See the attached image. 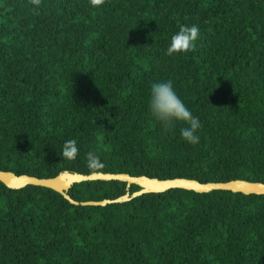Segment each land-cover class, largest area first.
<instances>
[{"label": "trees", "instance_id": "trees-1", "mask_svg": "<svg viewBox=\"0 0 264 264\" xmlns=\"http://www.w3.org/2000/svg\"><path fill=\"white\" fill-rule=\"evenodd\" d=\"M180 25L199 27L195 50L169 56ZM169 80L201 121L196 145L184 122L166 132L150 111L151 84ZM88 152L103 167L90 171ZM0 170L264 182V0H0ZM139 189L90 180L69 195ZM0 264H264V194L173 188L76 205L0 181Z\"/></svg>", "mask_w": 264, "mask_h": 264}, {"label": "water", "instance_id": "water-1", "mask_svg": "<svg viewBox=\"0 0 264 264\" xmlns=\"http://www.w3.org/2000/svg\"><path fill=\"white\" fill-rule=\"evenodd\" d=\"M90 180H119L127 183V186L138 185L139 190L130 193L127 191L124 195L113 199L77 201L69 195V190L75 183ZM0 181L7 187L13 189L23 188L27 185L44 186L54 189L61 193L71 203L76 205H107L130 201L138 196L147 193H160L173 188H184L196 192H209L212 190H230L233 192H242L244 194H264V182L249 181L245 179H233L229 181L201 182L194 178H157L147 175H131L129 173L119 172H101L96 171L90 174H84L75 171L64 170L54 177H37L29 174H16L13 171L0 170Z\"/></svg>", "mask_w": 264, "mask_h": 264}, {"label": "clouds", "instance_id": "clouds-1", "mask_svg": "<svg viewBox=\"0 0 264 264\" xmlns=\"http://www.w3.org/2000/svg\"><path fill=\"white\" fill-rule=\"evenodd\" d=\"M31 3L39 6L41 0H31ZM104 3L105 0H90V4L93 7H99ZM199 32L197 25H180L179 31L171 37L167 54L172 56L194 51ZM149 108L155 119L162 123L166 132L172 131L176 121H182L187 125L180 131L183 140L192 145L199 143L200 136L197 132L201 128V121L186 107L183 100L174 90L172 81H161L151 84ZM59 154L68 161L75 160L79 154L77 141L75 139L65 141ZM86 166L90 171L103 167L100 157L94 152L87 153Z\"/></svg>", "mask_w": 264, "mask_h": 264}]
</instances>
